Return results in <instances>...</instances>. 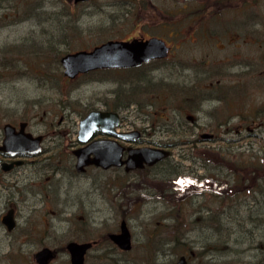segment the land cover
Here are the masks:
<instances>
[{
	"label": "rangeland",
	"instance_id": "1",
	"mask_svg": "<svg viewBox=\"0 0 264 264\" xmlns=\"http://www.w3.org/2000/svg\"><path fill=\"white\" fill-rule=\"evenodd\" d=\"M185 1L0 0V141L4 123L23 119L28 120L30 131L45 134L44 147L53 148L59 139L74 137L84 114L83 105L99 104L100 99L106 100L109 107H114L120 97L123 101L131 99L143 110L153 112L154 117L162 111L171 112L178 103H167L165 97L170 95L171 100H176L181 94L177 84L188 63L200 69L198 99L210 97L214 86L222 88L227 82L232 85L228 97L234 110L246 115L250 111L244 124L251 128L252 123L256 125L261 138L256 141L246 135L247 128L224 136L231 138L232 150L252 147L251 152L257 153L258 142L264 144V0H248L246 7L227 0H187L189 11L183 13L181 5ZM169 11L170 15H166ZM242 12L250 16L246 43L238 36L244 24L235 17ZM191 14L195 18L190 23L183 15ZM139 32L163 36L172 44L166 60L145 67V76L149 71L154 76L152 81H140L138 85L133 82L134 87L125 80L133 79V75L121 70L92 74L71 83L62 78L54 60L58 50L59 58L66 52L87 49L107 39H127ZM232 32H236L234 39ZM53 75H59L58 82L51 81ZM98 77L102 79H94ZM222 105L224 112L233 111L225 102ZM206 106L203 122L222 119V109ZM234 122L243 127L238 117ZM175 136L187 141L198 135ZM189 147L183 143L172 150L173 159H179L185 171L191 163L188 158L193 156ZM47 152L51 154L52 150ZM44 155L43 159L36 158L42 159L39 163L31 161L10 172L0 171V218L11 206L16 222L14 230L7 231L0 220V264H37L33 254L43 246L57 250L49 264H70L64 250L66 242L92 237L100 240V246L86 255L84 264H174L182 254L189 264H230L238 259L222 246L215 249L208 244L201 249L214 237L212 226L205 223L206 208L212 202L208 191L180 204V199L162 198L155 196L152 189H143L154 183L149 179L151 173L123 174L116 168H92L83 176H72L67 164L48 163L52 157ZM203 162L198 174L205 179L214 167L207 159ZM184 170L171 180L188 175ZM208 182L213 185L211 180ZM162 184L165 182L159 183ZM173 190L180 194V189ZM248 195L246 190H239L224 203L217 200L223 209L234 211L240 206L243 211L255 203ZM122 219L131 233L128 252H120L107 237L118 229ZM226 221L232 224L234 219L228 217ZM230 233L243 237L237 231ZM175 239L183 246L173 244L171 240ZM253 253L255 249L248 250L241 243L238 256L242 260L251 259Z\"/></svg>",
	"mask_w": 264,
	"mask_h": 264
},
{
	"label": "flooded vegetation",
	"instance_id": "2",
	"mask_svg": "<svg viewBox=\"0 0 264 264\" xmlns=\"http://www.w3.org/2000/svg\"><path fill=\"white\" fill-rule=\"evenodd\" d=\"M85 1H88V0H85ZM230 1L235 2L236 6H243V7H246V5L249 3L248 0H227V2H230ZM242 13L243 14L236 15L235 17L238 19H241L239 20V22H243L244 24L243 31H241L240 34H238V36L239 38H243V42L246 43L245 37H248V35H250L249 30H247L248 28L246 26L247 25L246 22H247V19H250V16L247 15L245 12H242ZM183 17L187 18L186 20H188L190 23L195 18V16L192 14L183 15ZM202 20L200 22H202ZM236 22L238 21H234V23ZM235 33L236 32H232L233 39L235 38L234 36ZM151 36L162 38L165 41L166 45L168 46L167 55L163 58H156L148 62H143L140 65L134 66V67L114 68V69L97 68V69H93L87 72L78 73L73 78H69L63 73V68L60 63L61 56L58 58V60L56 59L54 60L57 63V65L61 68L62 78L66 82H69V83L78 82L80 78L87 77L92 74H101L103 72L121 70V71H125L126 75H130V76L133 75L131 76L133 77V79L130 77H126L125 80H128L132 83L137 82V85H138V83L140 84V81H143V82L152 81V77L154 78V76L150 75L149 71L146 72V76H145V70H147L145 67L147 65L158 62V61H164L170 56V53H171L172 44L167 40V38L160 36V35L142 34L141 32H139L138 35L131 36L127 39H130L133 37L146 39ZM92 47L87 48L86 50H89ZM197 63L199 64V62ZM148 69L152 70V68H148ZM199 72H200V69H198L196 66L193 67L192 64L191 65L188 63L185 64V67L180 72V77L182 75L183 78L180 79V81H178V84H177L179 85L181 94H179L176 100H171L172 96L170 95H169L170 97L169 96L165 97L167 98L165 99V102L174 103V104L178 103L177 106L176 107L172 106L171 109L173 110L171 112H167V111L159 112V115L157 117L153 116V112L143 110L142 105L140 103L134 100H131V99L129 100L126 99L123 101L121 97L116 99V102H115L116 104H114V107H109V105L106 103L107 101L104 99H100L99 104L85 103L83 105L84 114L82 115V117H84L90 111H101V112L111 111V112L117 113L118 122L114 127L115 131L123 132L127 136H130L131 139L124 140L119 137L108 135V134L103 133L101 129L98 128L92 133L90 138L85 142H82L78 139V134L76 131V133H74V137H70L68 140L65 138L59 139V141L56 144H54L53 148H46L44 147V144H43L45 140V134L44 133H33L32 131H30V129L27 127L28 120L22 119L18 121L17 123L6 122V123H10L11 125L15 126L16 130L19 129V124L21 122H25L26 125L24 127V131L31 133L33 136L41 135L42 139L40 142L41 149L36 154H20V155L11 156L0 150V162H7V163H12L14 161L20 162L19 164H13V167L11 169H9L8 171H3V172H10L16 167L22 166L31 161L32 163H39L43 159L42 157L43 154H45L44 158L50 159V157H52L53 159V160L50 159L48 163H52L55 165H60L61 163L65 165L67 164L69 166V171L72 174V176H76V175L83 176L88 172L89 169H92V168L98 171H106L108 169L116 168V169H119L123 174H130L133 172H139V173L142 172V173H149L150 175L151 173L152 176L150 175L149 179H151V181L154 180V183L150 184V186L147 185V186H142V187L143 189H152L154 190L153 194L155 196L162 197L164 194L163 189L166 188V184H162L160 186L159 183H163L166 180H169L171 184V182L173 181L171 179L175 175H178L180 171L184 170V168H182L183 166L179 163L180 160L177 158L173 159L174 153H172V150L174 147L180 145V148H181V145L183 143H185L186 146L190 145L189 151L191 155H193L191 151H192V148L195 146L196 150L198 151V156H200L201 154L199 150L201 148L212 147V148L218 149L219 147L220 148L222 147V144H212L211 145L209 144V142L218 141V140H221V141L228 140V142H230L231 138L229 137L230 138L229 139L225 137L224 135H234L237 133H241L242 130L245 128H247L248 130H250L251 128V126H247L246 124H244V121L246 123V120L248 119L247 116L249 115L248 117H250V111H249V114L246 115L244 113L241 114L238 109L234 110L235 106L233 102L230 101V98L228 97V93L232 91L231 90L232 85L230 83L227 82L222 88L214 86L208 94L210 95V97L203 98L201 96L200 99L197 98V96H200L199 89L201 87L199 84V77H200ZM52 78H53L51 80L52 82L53 80L56 82L59 81V75L57 76L53 75ZM94 79L95 80L102 79V77H98ZM188 85H190V89H188ZM133 86H134V83H133ZM191 89H194V90L192 91ZM176 92L178 91L175 88V93ZM118 93L119 92L116 90L117 96H118ZM204 99H206L207 101L204 102ZM175 101H178V102H175ZM223 102L226 103V106L228 109L231 108L233 109V111L224 112L223 110L224 106L222 105ZM151 103L152 102H150V104ZM210 104L214 105L213 109L217 111L218 110L220 111L221 109L223 110L222 119L220 117L221 120H218L216 123H209L211 121L203 122L202 113H205V105L208 106ZM130 107H133L134 110L130 109ZM246 110L247 109H245L244 111ZM236 117H238L240 120H243L242 128L240 127V125L237 126L235 124L234 120ZM249 124L251 123L249 122ZM188 133L197 134L198 136H195L194 138H190V139L187 138V141L184 140L183 138H178L175 136V135L183 136ZM2 135H3V131H2ZM2 139L3 137L1 138L0 145L2 143ZM97 139H111L113 141H116L118 145H120L123 148L122 153H121V160H125L128 157V154H129L128 148L130 149V148L148 147V148H153V149L167 150L169 153L166 157H164L163 159L151 165L144 164L142 167H137V168H133L130 170H125L124 169L125 164L123 163L119 167L111 166L109 168H102L94 164H89V165H86L83 170L77 171L75 169L76 156L74 155L73 151L77 148L84 147L87 144ZM51 150H52V153L48 154L47 151H51ZM178 151L184 152L182 149H179ZM180 156L186 157L185 153H181ZM37 157H42V159L40 160L36 159ZM188 159L191 161V163L189 165V168L186 171L184 170V172H187L188 175L190 176H195L196 178L198 177L199 179L202 178L201 175L198 174L199 169H202L204 165L202 158H198V157L195 158L191 156V158H188ZM0 171L2 170L0 169ZM121 189L123 188L121 187ZM126 191L129 192V190H126ZM124 195H126V193ZM9 208H11V206ZM6 211L4 213H6ZM13 216H14V212H13ZM14 228L12 230H14ZM12 230H7V231H12ZM118 232H119V227L116 231L109 232V233H118ZM108 234H107V237H108ZM74 241L91 242V246L85 252L84 260L86 259V255L93 248H96V246L98 247V245L100 244V240L98 238H93V237L87 238V240H84V241L78 240V239H74ZM109 241L112 243L113 246L117 247L120 252H128L130 250V249L128 250L121 249L111 239H109ZM51 249L54 252V256L57 255L56 248L53 247ZM64 250L65 252H67L68 258H69V252L66 249V244H65ZM50 261L48 262V264L50 263Z\"/></svg>",
	"mask_w": 264,
	"mask_h": 264
},
{
	"label": "water",
	"instance_id": "3",
	"mask_svg": "<svg viewBox=\"0 0 264 264\" xmlns=\"http://www.w3.org/2000/svg\"><path fill=\"white\" fill-rule=\"evenodd\" d=\"M78 1V0H75ZM168 46L162 38L151 36L149 38H131L127 40L108 39L89 50L81 49L68 52L60 58L63 73L69 78H73L78 73L87 72L97 68H126L138 66L143 62L152 59L163 58L167 55ZM118 122V115L111 111H90L78 124V139L87 141L92 133L100 128L105 134L119 137L121 139H131L123 132H116L114 127ZM26 123L21 122L19 129L10 123L2 126L3 139L0 150L11 156L20 154H36L41 149V135L33 136L24 131ZM122 147L111 139H97L84 147L73 151L76 156L75 169L83 170L86 165L94 164L102 168L111 166L119 167L123 163L125 170L142 167L144 164L151 165L168 155L167 150L153 149L148 147L128 148V157L121 160ZM0 162V169L8 171L13 164ZM13 208H9L1 216V222L7 230L15 227ZM111 239L119 248L128 250L131 247V236L124 219L120 221L119 232L109 233ZM91 246V242L68 241L66 249L69 252L70 264H83L86 250ZM54 257L51 248L44 246L38 249L33 258L37 264H48ZM174 264H188L184 255L179 256Z\"/></svg>",
	"mask_w": 264,
	"mask_h": 264
},
{
	"label": "trees",
	"instance_id": "4",
	"mask_svg": "<svg viewBox=\"0 0 264 264\" xmlns=\"http://www.w3.org/2000/svg\"><path fill=\"white\" fill-rule=\"evenodd\" d=\"M188 5L187 0L182 3L183 13L189 11ZM202 8L204 9V6ZM166 15H170V11ZM57 52L55 53L56 58H54L56 60L58 58ZM60 53L61 51H59ZM252 125L253 128L246 135L258 141L261 138V134L256 132V125L253 123ZM228 143V140L223 141L222 147L218 149L212 147L201 148L199 150L200 156H198V151L194 146L191 151L193 157L202 158V161L203 159L211 161L214 172L209 173V176H204L206 177L205 179L186 175L182 177L187 179L185 181L178 177L170 184L169 180H166V188L163 190L162 198L168 196L171 199H180V204H182L195 195L208 191V199L212 202L206 208L205 223L206 226H212L211 231L214 237H212L213 240L210 243H204L201 249L205 250L208 244L215 249L218 246L224 247L223 249H227V251L231 252V255L236 254L238 257L234 262H229L230 264H264V144L258 142L259 149L257 153H253L251 152L252 147L251 150L246 149L249 152L245 149L236 152L238 150H232V146ZM208 180H211L213 185H210ZM173 188L180 189V194L176 193ZM239 190H246L249 193V198L254 200L255 203L247 205L243 210L244 212L240 206L235 207L234 211L229 210V207L223 209V205L217 198L224 203L225 199H230L228 197H232L231 195ZM165 193L168 194L165 195ZM125 198L123 197V199ZM176 209L181 210V213L183 212L181 207ZM228 217L234 219L232 224L226 221ZM237 226L240 228H237ZM229 231L243 233V237L239 238L235 233L231 236ZM179 241V239L171 240L173 244L183 246ZM241 243L248 250L255 249L256 254L253 253L251 259L242 260L238 256Z\"/></svg>",
	"mask_w": 264,
	"mask_h": 264
}]
</instances>
